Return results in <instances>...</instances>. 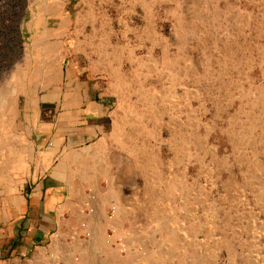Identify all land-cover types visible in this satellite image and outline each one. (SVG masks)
<instances>
[{"label":"rangeland","instance_id":"obj_1","mask_svg":"<svg viewBox=\"0 0 264 264\" xmlns=\"http://www.w3.org/2000/svg\"><path fill=\"white\" fill-rule=\"evenodd\" d=\"M42 6L111 114L105 245L128 264H264V0H27L25 42Z\"/></svg>","mask_w":264,"mask_h":264},{"label":"crops","instance_id":"obj_2","mask_svg":"<svg viewBox=\"0 0 264 264\" xmlns=\"http://www.w3.org/2000/svg\"><path fill=\"white\" fill-rule=\"evenodd\" d=\"M41 9L0 86V264L127 263L105 245L118 179L111 114Z\"/></svg>","mask_w":264,"mask_h":264},{"label":"built area","instance_id":"obj_3","mask_svg":"<svg viewBox=\"0 0 264 264\" xmlns=\"http://www.w3.org/2000/svg\"><path fill=\"white\" fill-rule=\"evenodd\" d=\"M25 2L0 0V85L25 53Z\"/></svg>","mask_w":264,"mask_h":264}]
</instances>
